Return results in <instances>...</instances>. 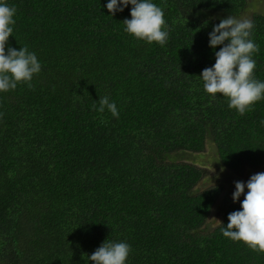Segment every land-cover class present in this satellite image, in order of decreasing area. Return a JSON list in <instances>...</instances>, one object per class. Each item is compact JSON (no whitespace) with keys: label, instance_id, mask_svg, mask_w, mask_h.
<instances>
[{"label":"trees","instance_id":"16d2710c","mask_svg":"<svg viewBox=\"0 0 264 264\" xmlns=\"http://www.w3.org/2000/svg\"><path fill=\"white\" fill-rule=\"evenodd\" d=\"M246 5L0 0V264H264V206L210 229L222 190L186 158L264 173Z\"/></svg>","mask_w":264,"mask_h":264},{"label":"rangeland","instance_id":"374dc122","mask_svg":"<svg viewBox=\"0 0 264 264\" xmlns=\"http://www.w3.org/2000/svg\"><path fill=\"white\" fill-rule=\"evenodd\" d=\"M246 1L247 5L243 13L231 18L236 24H246L251 15L255 13L264 15L263 0ZM186 158L195 160L194 162H198L205 169V176L197 185V190L200 191L214 186H219L222 190L220 198L212 207L208 218L210 229L221 222L226 207L233 201H240L245 204L252 214H256L257 208L264 206V202H260L262 199V196H259L260 192L256 191L259 188L260 191L264 189V182H262L264 173L262 170L246 169L236 175L217 165L215 151L211 145L206 147L202 153L194 156L186 155ZM229 198L231 199L230 203L226 201Z\"/></svg>","mask_w":264,"mask_h":264},{"label":"flooded vegetation","instance_id":"af4514ba","mask_svg":"<svg viewBox=\"0 0 264 264\" xmlns=\"http://www.w3.org/2000/svg\"><path fill=\"white\" fill-rule=\"evenodd\" d=\"M251 169V168H250ZM243 172V171H242ZM242 172H240V173H242ZM259 180V179H258ZM262 182H264V179L262 180ZM263 186V185H262ZM261 186V187H262ZM264 187V186H263ZM256 191H259L260 193H259V196H262V199H263V194L261 193V192H264V189L262 190V191H260V188L258 189V190H256ZM262 199L260 200V202L262 201ZM259 202V203H260ZM260 208V207H259ZM259 208H257V211L259 210Z\"/></svg>","mask_w":264,"mask_h":264}]
</instances>
